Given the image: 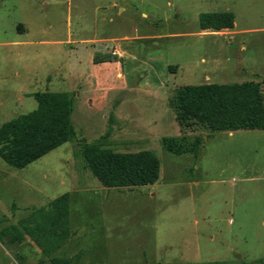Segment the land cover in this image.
Listing matches in <instances>:
<instances>
[{
	"label": "rangeland",
	"instance_id": "rangeland-1",
	"mask_svg": "<svg viewBox=\"0 0 264 264\" xmlns=\"http://www.w3.org/2000/svg\"><path fill=\"white\" fill-rule=\"evenodd\" d=\"M225 10L234 27L200 28L201 12ZM249 80L264 92V0H0V126L49 90L72 95L76 128L24 168L0 157V234L69 205L66 234L3 235L0 264H264V129L181 127L169 104L182 84ZM196 136L198 156L176 152ZM85 141L152 150L160 177L105 186Z\"/></svg>",
	"mask_w": 264,
	"mask_h": 264
},
{
	"label": "trees",
	"instance_id": "trees-1",
	"mask_svg": "<svg viewBox=\"0 0 264 264\" xmlns=\"http://www.w3.org/2000/svg\"><path fill=\"white\" fill-rule=\"evenodd\" d=\"M234 25L235 14L230 10L199 14V26L203 30L218 31ZM94 60L99 62L96 54ZM33 97L37 101L35 109L19 114L0 126V157L18 169L76 136L72 120L75 102L70 93L44 90L34 92ZM169 104L181 127L197 124L211 133L264 129V92L258 81L182 84L174 89ZM203 140V136H196L189 149L178 145L176 152L191 151L198 156ZM168 148L173 150L174 144H169ZM80 153L92 174L105 186H146L154 184L160 177V159L149 149L121 152L103 148L98 142L85 141ZM68 212L65 196L57 197L44 208L41 222L27 223L25 232L34 235L55 227L58 232L66 234ZM25 232L9 229L2 232L0 238L6 234L16 238ZM52 262L70 264L71 260L53 258Z\"/></svg>",
	"mask_w": 264,
	"mask_h": 264
},
{
	"label": "built area",
	"instance_id": "built-area-1",
	"mask_svg": "<svg viewBox=\"0 0 264 264\" xmlns=\"http://www.w3.org/2000/svg\"><path fill=\"white\" fill-rule=\"evenodd\" d=\"M120 50H121L120 46H115L110 50V53L113 55H121Z\"/></svg>",
	"mask_w": 264,
	"mask_h": 264
},
{
	"label": "crops",
	"instance_id": "crops-1",
	"mask_svg": "<svg viewBox=\"0 0 264 264\" xmlns=\"http://www.w3.org/2000/svg\"><path fill=\"white\" fill-rule=\"evenodd\" d=\"M234 131H229L228 133L232 134ZM195 167L197 168L198 165L196 164Z\"/></svg>",
	"mask_w": 264,
	"mask_h": 264
},
{
	"label": "water",
	"instance_id": "water-1",
	"mask_svg": "<svg viewBox=\"0 0 264 264\" xmlns=\"http://www.w3.org/2000/svg\"><path fill=\"white\" fill-rule=\"evenodd\" d=\"M124 1V0H123Z\"/></svg>",
	"mask_w": 264,
	"mask_h": 264
}]
</instances>
